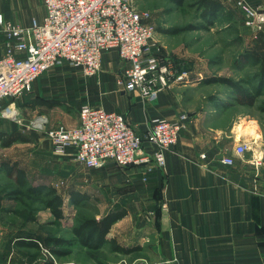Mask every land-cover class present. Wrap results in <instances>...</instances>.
<instances>
[{"label":"crops","instance_id":"obj_1","mask_svg":"<svg viewBox=\"0 0 264 264\" xmlns=\"http://www.w3.org/2000/svg\"><path fill=\"white\" fill-rule=\"evenodd\" d=\"M219 1L245 25L236 0ZM247 1L264 4V0ZM44 16L43 0L0 2V17L6 22L27 27L34 20L42 21ZM2 33L0 23V43L4 44ZM124 66L116 50L106 51L98 77H86L89 79L86 80L76 74L67 79L69 92L73 94L71 100H83L89 103L86 105L124 115L139 134L146 133L156 118L175 120L187 114L188 119L177 143L164 152V166L155 159L158 152L155 145L144 148L152 157L151 163L128 169L107 163L117 169L107 167L104 171L76 162L74 149L64 156L53 151L55 160L68 163L71 172L78 171L80 176L81 169H87L93 176H88L92 183L94 177H99L106 190L104 216L115 211L126 212L112 226L104 246L126 256L149 255L138 264H264V146L257 125L250 121H233L227 127L218 125L219 117L211 119L203 106L190 105L191 98L184 95V89L191 90L194 84L186 82L174 83L162 89L157 100L147 101L138 91L127 92L118 83ZM64 67L67 64L53 70ZM52 80V72L40 75L33 89L16 100V106L27 121L40 115L46 117L49 128L79 125L80 109L77 114L69 113L76 109L60 101L59 91L53 93ZM0 122L8 123L0 125V133L19 131L29 139L27 143L3 149L31 145L40 139L34 131L9 120L0 119ZM242 143L248 144V150L239 156L235 149ZM227 157L233 158L232 165L222 162ZM20 168L26 172L25 167ZM75 191L87 200V195L78 188ZM111 241L135 250L130 254L116 252Z\"/></svg>","mask_w":264,"mask_h":264},{"label":"built area","instance_id":"obj_2","mask_svg":"<svg viewBox=\"0 0 264 264\" xmlns=\"http://www.w3.org/2000/svg\"><path fill=\"white\" fill-rule=\"evenodd\" d=\"M43 1V20H34L30 26L0 17L6 39L0 43V119L43 133L57 155L74 149L76 162L88 168L100 169L107 163L121 168L149 164L152 157L145 152L146 145L157 147L155 159L164 166V152L177 143L187 114L175 120L156 118L144 134L124 115L90 105L80 108V123L72 128H49L48 119L41 115L30 121L22 116L16 100L31 91L40 75L67 64L84 77L94 78L108 50H116L125 63L118 83L127 92L138 91L147 101L157 100L162 89L189 79L187 71L179 72L174 61L155 51L153 29L146 24L149 15L138 12L131 0ZM235 4L243 12L246 26L255 32L264 29V4L247 0ZM247 150L248 145L242 143L235 152L241 156ZM222 162L232 165L234 160L227 157Z\"/></svg>","mask_w":264,"mask_h":264},{"label":"rangeland","instance_id":"obj_3","mask_svg":"<svg viewBox=\"0 0 264 264\" xmlns=\"http://www.w3.org/2000/svg\"><path fill=\"white\" fill-rule=\"evenodd\" d=\"M131 3L138 12L149 15L146 24L153 29L152 43L158 47L155 51L170 61H177L175 63L178 69L188 72L189 79L185 84L194 85L191 90L185 88L184 95L191 98L190 105L203 106L211 119L219 117L218 125L227 127L233 121L255 123L259 130L258 137L264 146V111H262L264 95L256 98L253 106L236 104L222 113L218 107L214 108L213 100L230 103L233 101L231 90L219 83L212 85L202 83L206 78L230 79L251 91L252 86L249 82L255 76L256 70L247 65L239 55L247 48H257L264 55V29L255 32L248 26L242 25L235 15L232 24L216 21L208 30H186L197 25H209L198 10L196 0H186L182 8L165 0H131ZM174 29L182 31L177 35L166 32ZM70 68L67 65L64 69H51L49 73H54L53 93L59 91L60 101H66L67 106L76 109L69 113L77 114L83 105L89 103L83 100L72 101L70 97L73 94L69 92L70 87L66 81L71 77L70 75L76 74L86 80L89 79ZM4 124L8 123L0 122V125ZM35 133L40 139L36 138L37 142L34 141L31 145L20 144L10 149H3L0 146V164L9 162L25 167L30 185L35 186L43 182L47 186L57 188L65 197V219L55 220L51 211L40 199L22 194L19 196L17 194L16 200L8 198L9 194L19 189L13 180L1 171L0 264H138L149 258V255L144 253L126 256L112 252L107 246L94 250L79 244L72 230L83 219L104 217L106 190L100 184L102 182L98 180V176L94 177L93 183L90 181L92 174L87 169L86 171L81 169L82 174L79 176L78 171L76 173L70 171L68 163L55 160L54 149L45 135ZM107 167L117 169L105 165L98 170L104 171ZM76 188L87 195V200L81 207L74 206L70 201V194L76 192ZM28 235L42 239L71 241L72 244H51L39 248L18 247L17 240L27 239Z\"/></svg>","mask_w":264,"mask_h":264},{"label":"trees","instance_id":"obj_4","mask_svg":"<svg viewBox=\"0 0 264 264\" xmlns=\"http://www.w3.org/2000/svg\"><path fill=\"white\" fill-rule=\"evenodd\" d=\"M173 3L178 8L184 7L186 0H165ZM198 10L201 12L205 22L209 25H197L195 27H189L186 30H208L210 26L216 21H226L232 24L234 15L231 11H228L219 0H196ZM232 26V25H231ZM182 30L174 29L166 31L170 34H180ZM239 56L250 67L255 68L256 74L250 80L252 86L251 91L242 87L239 83H235L230 79H216L206 78L204 84L212 85L215 83L226 85L232 92L231 98L233 101L230 103L219 102L216 99L213 100L214 108H217L224 113L236 104L253 106L255 99L264 95V55L256 49H245ZM177 62V61H175ZM177 64V63H176ZM179 72L182 70L179 68ZM264 111V105L262 107ZM29 139L25 137L19 131L2 132L0 133V144L2 148H9L16 143H27ZM3 172L8 178L18 186L17 191L9 194L7 197L16 200L15 197L22 194L24 196L32 197L42 200L44 206L49 209L54 216L55 220L61 221L65 219L64 213V197L59 193L57 188L47 185H30L27 174L24 169L20 168L16 163L4 162L0 164V172ZM71 202L76 207L83 206L86 199L81 197L78 193H71ZM2 200V194L0 191V201ZM126 215L125 211H115L104 216L101 219H83L77 227H74L72 232L81 246L89 249L97 250L102 248L106 243V236L110 232L112 226ZM17 246L22 248L34 247L39 248L43 245H71V241H63L58 239H42L38 236L28 235L27 239L17 240ZM113 250L125 254H130L135 249H127L118 246L115 242H110ZM55 252V251H54Z\"/></svg>","mask_w":264,"mask_h":264},{"label":"bare ground","instance_id":"obj_5","mask_svg":"<svg viewBox=\"0 0 264 264\" xmlns=\"http://www.w3.org/2000/svg\"><path fill=\"white\" fill-rule=\"evenodd\" d=\"M253 131H254V129H253ZM241 132H242V131H241ZM241 132H240V134H241ZM243 134H244V133H243ZM243 134H242V135H243Z\"/></svg>","mask_w":264,"mask_h":264}]
</instances>
